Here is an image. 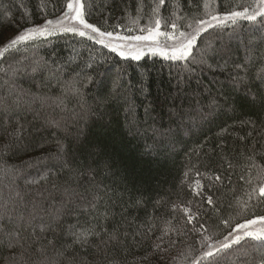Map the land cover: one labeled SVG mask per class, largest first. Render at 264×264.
Listing matches in <instances>:
<instances>
[{
  "label": "trees",
  "instance_id": "16d2710c",
  "mask_svg": "<svg viewBox=\"0 0 264 264\" xmlns=\"http://www.w3.org/2000/svg\"><path fill=\"white\" fill-rule=\"evenodd\" d=\"M68 2L0 0V47L61 16ZM82 3L88 23L126 36L146 34L156 19L187 31L210 10L256 7ZM5 81L16 88L11 96ZM0 97L9 106H0V212L12 214L0 223L24 245L9 247L0 233V264H16L21 253L28 264L264 262V242L249 237L204 256L237 224L264 215V19L209 28L180 61L121 57L72 32L35 36L0 59ZM81 230L98 235L76 242Z\"/></svg>",
  "mask_w": 264,
  "mask_h": 264
},
{
  "label": "snow or ice",
  "instance_id": "6c2138e0",
  "mask_svg": "<svg viewBox=\"0 0 264 264\" xmlns=\"http://www.w3.org/2000/svg\"><path fill=\"white\" fill-rule=\"evenodd\" d=\"M163 3L164 0H160V4ZM205 7H207V5H205ZM67 9L68 11L64 14L63 20H47L43 26L27 28L23 32L6 41V43L0 47V59H3L5 54L10 50L17 49L18 45L32 40L35 36L52 35L58 29L61 32H72L78 34L81 37L86 36L88 39L94 40L96 43L110 48L114 52H118L121 57L131 58L137 61H139L145 55L146 51L153 55L158 54L165 57L166 59H171L174 61L187 60L192 55L197 38L202 33L206 32L208 28L222 26L228 21H231L233 24H235L238 19L241 18L250 22H255L258 18L264 19V0H258V5L255 9L250 10L248 7H243L242 10H233L224 13L223 15H214L209 21L203 19L196 20L194 21L196 25L194 28L192 24L188 25L189 28H193L191 32L180 31L177 24L174 22L169 26L171 31L162 32L160 30L161 21L160 19H156L154 21V27L141 30L146 31V35L122 36L111 31H103L96 25L88 23L84 16V4L82 3V0H75L74 3L72 0H69L67 3ZM64 20L75 21L76 23L66 26L63 22ZM211 21H216V24L214 25L211 23ZM161 37L164 38L163 46H161ZM169 40L172 41L171 44L167 43ZM33 71H35V69H33ZM14 75L15 69H13V76ZM5 85L8 86V95L11 96L12 93L16 91L15 86L9 85L8 81H5ZM72 91L78 93L79 90L73 89ZM19 100L20 97L17 96V98L13 100V104H18ZM0 106H3L5 111L8 110L9 106L6 102V98L0 97ZM60 149L61 151L63 150L62 145L60 146ZM216 179H219V177H216ZM196 184L199 188V180L196 181ZM17 195H19V193H17ZM259 195L264 197V186L259 188ZM208 203H212L211 197H208ZM175 207L176 206L174 205L173 208L175 209ZM184 211L185 213H189L190 210L185 208ZM11 218L12 214L8 210L7 206H5L4 211L0 212V221H4L5 219L11 220ZM192 219L193 216L188 215V221L191 222ZM253 226H255V230H248ZM45 230L46 229L44 227L40 228L41 232ZM233 231L242 232V235H235L234 238L229 241V237L233 236V233L230 232L229 237H225V241L227 242L221 244L220 248L218 249H212L210 246V249L204 253L205 258L213 257L221 250L231 248L233 244H239V242L246 237L256 241L264 242V216L247 220L243 224H237ZM0 233H3V235L8 238L9 247H24V245L21 244V237L18 231H8L6 225L4 223H0ZM72 235L75 237L76 242L87 243L88 236L98 235V233L81 230L79 232L72 233ZM110 239L116 240L117 237L115 235H111ZM205 239H207V237ZM38 241L39 238H35L34 242ZM49 244L55 248V245L52 244L51 241H49ZM157 247L159 246L157 245ZM37 251L40 254H43L45 249L41 247L40 249H37ZM58 254L63 255L61 252H58ZM13 260H15V258H13ZM16 264H28V262L24 260V253H21L19 261H17ZM41 264H47V258H45V261H42ZM69 264H73V262L70 261ZM110 264H112V262H110ZM262 264H264V262H262Z\"/></svg>",
  "mask_w": 264,
  "mask_h": 264
},
{
  "label": "rangeland",
  "instance_id": "374dc122",
  "mask_svg": "<svg viewBox=\"0 0 264 264\" xmlns=\"http://www.w3.org/2000/svg\"><path fill=\"white\" fill-rule=\"evenodd\" d=\"M72 2L74 3L75 2V0H72ZM257 5H258V0H256V7H257ZM255 7V8H256ZM254 8V9H255ZM68 11V9L61 15V16H59V17H57V18H54V19H51L52 21H56L57 19H61V20H63V17H64V14L66 13ZM212 11L213 10H210V15L207 17V18H205V19H203V20H206V21H209L210 19H211V17L212 16H214V15H217V14H212ZM74 14V13H73ZM64 22V24L67 26V25H69V24H74V23H76L75 21H70V20H64L63 21ZM228 22H231V21H228ZM227 22V23H228ZM211 23H213L214 25L216 24V21H211ZM45 24V22L44 23H42L41 25H39V26H43ZM226 24V23H225ZM196 25H194L193 26V28L195 27ZM81 28H82V26H81ZM193 28H191V29H189V30H187V31H184V32H191L192 30H193ZM212 28V27H211ZM209 29V28H208ZM162 32H167V31H171V30H169V29H167V30H165V28H162V24H161V29H160ZM58 32H61V31H59L58 29L55 31V33H58ZM118 34H120V33H118ZM147 34V33H146ZM146 34H144V35H146ZM120 35H122V36H126V35H123V34H120ZM37 36H39V35H37ZM44 36H48V35H44ZM161 39V46H163V43H164V38L163 37H161L160 38ZM198 39V38H197ZM167 43L168 44H171L172 43V41H167ZM118 53V52H117ZM147 53H149V54H151L150 52H147L146 51V53L145 54H147ZM264 216V215H263ZM248 230H255V226H253V227H250ZM232 233H233V236L232 237H229V235L227 236V237H229V241L231 240V239H233L234 238V236L235 235H242V232H234V231H232ZM224 242H227V241H225L224 240ZM257 249V247H255V250ZM256 251H258V249L256 250Z\"/></svg>",
  "mask_w": 264,
  "mask_h": 264
}]
</instances>
